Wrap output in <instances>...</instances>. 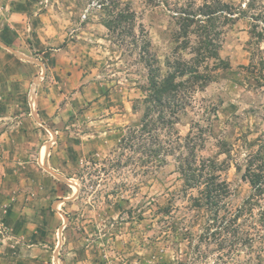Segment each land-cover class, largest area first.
Masks as SVG:
<instances>
[{
	"label": "rangeland",
	"instance_id": "obj_1",
	"mask_svg": "<svg viewBox=\"0 0 264 264\" xmlns=\"http://www.w3.org/2000/svg\"><path fill=\"white\" fill-rule=\"evenodd\" d=\"M223 1L245 13L222 26L220 55L231 68L219 71L215 81L195 94L177 128L186 135L195 121L204 126L205 144L197 154L226 160L222 176L236 208L252 193L237 166L244 169L250 154L264 153V38L257 35L264 34V0ZM203 2L0 0V40L52 66L49 76L38 63L0 46V220L6 218V203L18 195L15 207L29 225L28 240L23 239L27 264H264V198L253 200L251 212L233 227L249 234V240L233 244L231 230L223 235L226 241L218 236L201 241L207 211L191 207L188 196L179 197L182 182L174 162L153 177L149 164L141 166L133 149L119 145L126 126L142 114L133 105L148 79L130 29L109 30L103 24L112 18L109 10L130 7L137 36L150 40L151 52L164 60L175 45L172 13L179 5ZM13 12L22 15L13 20L21 25L19 35L15 32L20 44L9 34L3 37ZM32 24L35 30L29 29ZM37 34L51 42L48 51L59 59L28 49L40 40ZM60 65L77 86L81 80L91 86L78 105H71L73 110L62 112V100L60 107L41 114L52 105L42 102L39 91L48 89L47 81L52 82ZM220 144L230 152L221 153ZM45 164L71 184L52 175ZM75 194L55 208L58 199ZM170 201L180 209L164 214Z\"/></svg>",
	"mask_w": 264,
	"mask_h": 264
},
{
	"label": "trees",
	"instance_id": "obj_2",
	"mask_svg": "<svg viewBox=\"0 0 264 264\" xmlns=\"http://www.w3.org/2000/svg\"><path fill=\"white\" fill-rule=\"evenodd\" d=\"M115 7L109 10L112 18L104 20L103 24L109 30L119 27L130 29L132 45L139 50V60L146 68L148 79L147 85L141 89L142 97L137 98L133 105V109L141 110L142 114L137 122L126 126L119 141L120 148L133 149L139 155L141 166L149 164L153 177H157L164 166L174 162L175 172L182 182L179 197L188 196L191 207L207 211L199 240L217 236L220 239L226 235L224 233L233 230V233L230 232L232 243H244L251 238L249 234H239L233 227L239 225L242 215L251 212L253 200L264 198V153L258 150L250 154L244 169L237 166L242 171V179L250 184L252 193L243 206L233 208L229 201L230 185L222 176L228 169L226 160L197 154V150L205 144L204 126L195 121L196 127L193 124L190 131L182 135L177 125L180 116L187 113L195 94L215 81L219 71L231 68L230 62L220 55L222 26L235 22L245 13L236 12L234 5L223 0H204L197 6H177L172 13L176 23L172 31L175 45L161 60L151 52L150 40L137 36L134 30L135 12L128 6ZM257 35L264 38L262 32ZM221 148V153L230 152L222 145ZM194 190L196 193H193ZM172 202L162 208L164 214L180 209ZM175 229L181 233L177 227ZM209 233L210 236H207ZM228 239L225 236L222 241Z\"/></svg>",
	"mask_w": 264,
	"mask_h": 264
},
{
	"label": "crops",
	"instance_id": "obj_3",
	"mask_svg": "<svg viewBox=\"0 0 264 264\" xmlns=\"http://www.w3.org/2000/svg\"><path fill=\"white\" fill-rule=\"evenodd\" d=\"M21 14V13H20ZM17 12L12 13V21L10 22V29L8 28L7 33L3 35L4 38H10L14 37L17 39L18 33H20V24L17 25V22H13V20L18 19L17 16H22ZM20 25V26H19ZM29 29L35 30V25L32 24V26L29 27ZM17 35H16V33ZM8 34L10 37H8ZM16 36V37H15ZM36 38H39L40 40H37L34 44L27 45L29 50L34 51H41L42 54L49 53V60L53 59H59L57 58V54L53 52H49L48 48L51 45L50 41H46L42 38L41 35H35ZM8 40V39H7ZM18 44H20V39H17ZM7 42L10 43L8 40ZM33 45V46H32ZM12 46H16V43H12ZM51 49V48H49ZM23 51H26V47L22 49ZM52 50V49H51ZM60 53L58 55H62L65 52L63 49H59ZM40 53V52H39ZM50 62V61H49ZM45 63L46 71L49 74L50 69L52 68L51 63ZM62 64V63H61ZM54 66V64H53ZM61 66V65H60ZM56 74L52 77V82H48V89H44L42 86V90L40 92V96L42 99V102L50 103L52 106L44 113V111L41 112V114H48L51 108L60 107V103L62 100L64 101L63 106L60 107V110L62 112L65 111H71L73 108L71 105H78V103L81 102L80 99L83 98V95H87V93H84V91H88L90 85L84 84V80H81L80 86L78 85V82L75 83V78L73 75L68 74L66 72L67 68L61 66L60 69L56 68ZM68 71V70H67ZM50 76V74H49ZM80 79V78H79ZM14 95V94H13ZM81 96V97H80ZM74 101V103H73ZM80 105V104H79ZM71 107V108H69ZM69 109V110H68ZM63 114V113H60ZM18 195H14L12 200L13 202L6 203V207L3 210L4 213H6V218L3 220H0V264H27V249L24 246L23 239L28 240V222L25 218V216H22L24 214L19 208L15 207V199ZM4 230V231H3Z\"/></svg>",
	"mask_w": 264,
	"mask_h": 264
},
{
	"label": "water",
	"instance_id": "obj_4",
	"mask_svg": "<svg viewBox=\"0 0 264 264\" xmlns=\"http://www.w3.org/2000/svg\"><path fill=\"white\" fill-rule=\"evenodd\" d=\"M0 46L6 48V49L9 50L10 52H12L13 54H15V55L18 56L19 58H21L22 60H27V61H31V62H36V63H38L39 65H41V66L43 67V70L46 69L45 64H44L42 61H39V60H37V59H34V58H32V57H30V56H28V55H26V54H23V53L19 52L18 50H15L14 48L10 47V46L7 45L6 43L2 42L1 40H0ZM40 78H43V75H40V76H37V77H36V79H35V81H34V83H33V86H32L31 96L34 95L35 90H36V86H37V84H38ZM42 124H43V123H42ZM44 125H45V124H44ZM46 126H47V125H46ZM52 133H53V137H54V136H55V132L52 131ZM53 141H54V140H52V141L50 142V144H51ZM44 168H45L46 170H48L52 175L56 176L57 178H59V179L65 181V182H68V183L71 184V182H70L69 179L63 177L61 174H58V173H56V172H53V171L50 169V167L48 166V164H45V165H44ZM74 185H75V184H74ZM75 197H76V194L73 195V196L70 197V198H66V199H62V200L58 199V200L54 203V206H55L56 209H58V208H59V205H60L62 202H66V201H69V200H74ZM63 216H64L65 220H68V216H67L65 213H63ZM63 228H64V226L61 227L60 232L62 231Z\"/></svg>",
	"mask_w": 264,
	"mask_h": 264
},
{
	"label": "built area",
	"instance_id": "obj_5",
	"mask_svg": "<svg viewBox=\"0 0 264 264\" xmlns=\"http://www.w3.org/2000/svg\"><path fill=\"white\" fill-rule=\"evenodd\" d=\"M87 14H88V9L86 10V13L83 14V18H86L87 17Z\"/></svg>",
	"mask_w": 264,
	"mask_h": 264
}]
</instances>
